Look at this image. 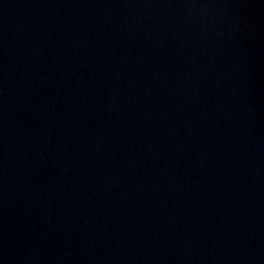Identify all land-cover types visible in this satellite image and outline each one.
I'll use <instances>...</instances> for the list:
<instances>
[{"label":"water","instance_id":"95a60500","mask_svg":"<svg viewBox=\"0 0 264 264\" xmlns=\"http://www.w3.org/2000/svg\"><path fill=\"white\" fill-rule=\"evenodd\" d=\"M0 264H264V0H0Z\"/></svg>","mask_w":264,"mask_h":264}]
</instances>
